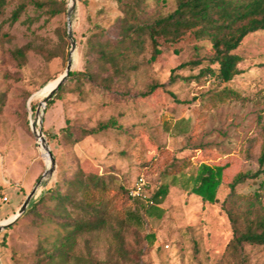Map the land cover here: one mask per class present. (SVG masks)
<instances>
[{
  "label": "rangeland",
  "instance_id": "obj_1",
  "mask_svg": "<svg viewBox=\"0 0 264 264\" xmlns=\"http://www.w3.org/2000/svg\"><path fill=\"white\" fill-rule=\"evenodd\" d=\"M8 1L0 15V224L16 215L50 164L31 130L33 125L41 130L55 169L38 186L24 214L0 232V264H34L37 249H51L57 235L55 227L49 223L33 226L26 211L60 174L70 178L81 168L103 175L111 192L120 185L130 187L143 175L151 189H156L169 181L162 179V173L170 164L183 165V160L190 161L183 169L185 174L195 172L201 163L228 165L216 204L203 203L172 186L161 204L165 211L161 220L146 219L139 227L123 226L114 210L102 229L79 236L72 253L62 262L56 258L43 264H264V246L245 245L242 259L229 254L232 228L222 209L232 179L258 169L262 134L257 116L261 113L264 117V32L247 36L235 51L242 58L240 74L227 85L218 86L205 77L199 83L182 80L196 76L206 63L175 70L177 76L170 81L177 66L211 53L208 43L185 40L169 48L159 62L131 77L134 93L144 91L151 82L164 84L165 90L135 98L125 97L120 87L109 95L95 92L80 98L69 86L59 100L41 109L37 118V109L63 75L70 56V0H65V12L50 21L29 8L13 25L5 20L18 0ZM174 4V0H166L162 9L171 11ZM119 16L112 0H75L70 16L76 44L71 71L81 70L84 43L96 30L94 25L106 30V37H112ZM36 17L35 22L27 21ZM15 49L26 50L24 62L11 56ZM224 86L236 91L238 97L211 106L208 94ZM31 105H35L34 111ZM66 121L77 132L96 129L109 121L117 127L78 136L72 142L59 133ZM260 183L264 184V174L238 186L236 193L248 202L259 192L264 206ZM3 197L8 201L3 202ZM135 208L132 200L127 201L126 209ZM150 233L155 235L151 247L145 239Z\"/></svg>",
  "mask_w": 264,
  "mask_h": 264
},
{
  "label": "trees",
  "instance_id": "obj_2",
  "mask_svg": "<svg viewBox=\"0 0 264 264\" xmlns=\"http://www.w3.org/2000/svg\"><path fill=\"white\" fill-rule=\"evenodd\" d=\"M112 1L120 13L113 25L114 35L106 37V30L94 25L96 30L84 43L81 70L69 73L46 103V109L59 100L69 86L80 98L95 92L109 95L120 87L124 88L125 97H151L158 90H165V85L151 82L144 91L134 93V86L130 85L131 77L159 62L169 53V48L185 40L197 44L206 42L211 53L177 66L172 70L170 81L173 82L177 76L175 70L193 69L206 63L196 76L182 80L199 83L205 77L218 86L227 85L240 74L238 65L242 58L235 51L247 36L264 32V0H174L171 11L162 9L166 0ZM8 5V0H0V15ZM29 8L50 21L65 12L66 1L18 0L5 22L13 25ZM37 20L38 17L27 19L30 23ZM195 49L199 47L195 46ZM173 52L178 54L176 49ZM11 56L18 62H24L26 50L15 49L11 51ZM237 97L236 91L224 86L220 91H211L207 98L208 103L215 106ZM31 110H35V105H31ZM257 122L262 134L258 169L253 173L237 174L229 183V194L222 202V209L232 228V239L227 250L233 257L241 259L245 245L264 246V206L260 203L259 192L253 198L249 197L248 202L236 193L238 186L264 174V117L261 113L257 116ZM115 127L116 123L109 121L96 129L77 132L66 121L59 133L76 142L78 136H90ZM181 163L183 165L178 162L170 164L169 169L162 173V179L169 181L150 189L147 201L132 200L136 206L133 211L126 209L133 185H120L115 192H111L103 175L86 173L81 168L70 178H62L60 174L52 187L32 202L26 211L33 226L49 223L57 232L50 250L42 247L36 250L38 260L34 264L52 263L56 258L62 262L72 253L77 238L102 229L114 210L118 211L116 220L123 226L139 227L146 219L161 220L165 214L161 204L172 186L180 187L200 198L203 203L216 204L218 188L228 165L201 163L195 172L185 174L183 169L190 165V161L183 160ZM263 187L264 184L260 183L259 189ZM145 239L151 247L155 235L147 234Z\"/></svg>",
  "mask_w": 264,
  "mask_h": 264
},
{
  "label": "water",
  "instance_id": "obj_3",
  "mask_svg": "<svg viewBox=\"0 0 264 264\" xmlns=\"http://www.w3.org/2000/svg\"><path fill=\"white\" fill-rule=\"evenodd\" d=\"M74 8H75V0H70V4L68 7V11H67V38L70 42V56H69V59L67 60L65 71H64L63 75L60 76L56 80L54 87L51 89V91L45 96V98L41 102L40 107L36 111V117L37 118H39L41 116V109H44L48 100L58 90L59 86H61V84L64 83V81L66 80V78L68 77L69 73L72 70V58L71 57H72V53L75 50L76 44H75V41H74L73 35H72L70 16H71V13L73 12ZM31 130H32L34 136L36 137L39 146L43 149L45 155L48 157L50 164H49V166H47L45 173L40 178V180L37 182V184L32 189V191L26 196V199L23 202L22 206L20 207L19 211L16 213V216L13 219H10V220L0 224V232L2 230H4L5 228L9 227L10 225H12L13 223H15L17 221V219L24 214V212H25L26 208L28 207L30 201L34 197L38 186L42 183V181L44 179L50 177L52 175V173L54 172V169H55L54 157H53L48 145L46 144V140L44 139L41 130L37 129L35 125L32 126Z\"/></svg>",
  "mask_w": 264,
  "mask_h": 264
},
{
  "label": "built area",
  "instance_id": "obj_4",
  "mask_svg": "<svg viewBox=\"0 0 264 264\" xmlns=\"http://www.w3.org/2000/svg\"><path fill=\"white\" fill-rule=\"evenodd\" d=\"M150 189L151 186L148 183V181L144 178V176H140L133 183V186L130 191V199L147 201L148 199L147 193ZM2 201L7 202L8 201L7 197H3Z\"/></svg>",
  "mask_w": 264,
  "mask_h": 264
},
{
  "label": "bare ground",
  "instance_id": "obj_5",
  "mask_svg": "<svg viewBox=\"0 0 264 264\" xmlns=\"http://www.w3.org/2000/svg\"><path fill=\"white\" fill-rule=\"evenodd\" d=\"M48 160H49V159H48ZM49 163H50V161H49ZM15 216H16V215H15ZM15 216H14V217H15ZM14 217H13V218H14ZM13 218H12V219H13Z\"/></svg>",
  "mask_w": 264,
  "mask_h": 264
}]
</instances>
